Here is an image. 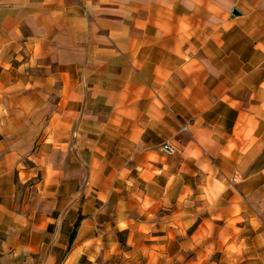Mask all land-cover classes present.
I'll return each mask as SVG.
<instances>
[{"label": "crops", "instance_id": "0c3cea01", "mask_svg": "<svg viewBox=\"0 0 264 264\" xmlns=\"http://www.w3.org/2000/svg\"><path fill=\"white\" fill-rule=\"evenodd\" d=\"M0 264H264V0H0Z\"/></svg>", "mask_w": 264, "mask_h": 264}, {"label": "built area", "instance_id": "2783aa9c", "mask_svg": "<svg viewBox=\"0 0 264 264\" xmlns=\"http://www.w3.org/2000/svg\"><path fill=\"white\" fill-rule=\"evenodd\" d=\"M182 130L187 131V127L186 126H183L182 127ZM159 148H160V150L162 152L167 153V154H173V153H175L177 151V147L174 146L169 141H166V142L162 143ZM232 180L233 181H236V177L233 176L232 177Z\"/></svg>", "mask_w": 264, "mask_h": 264}, {"label": "water", "instance_id": "95a60500", "mask_svg": "<svg viewBox=\"0 0 264 264\" xmlns=\"http://www.w3.org/2000/svg\"><path fill=\"white\" fill-rule=\"evenodd\" d=\"M234 14H238L239 12L236 9H233L232 11Z\"/></svg>", "mask_w": 264, "mask_h": 264}]
</instances>
